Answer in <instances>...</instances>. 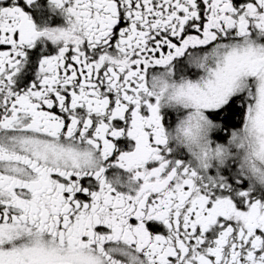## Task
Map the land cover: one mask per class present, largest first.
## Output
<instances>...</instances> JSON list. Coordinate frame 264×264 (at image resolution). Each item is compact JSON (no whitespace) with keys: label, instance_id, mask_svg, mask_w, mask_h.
I'll list each match as a JSON object with an SVG mask.
<instances>
[{"label":"snow or ice","instance_id":"1","mask_svg":"<svg viewBox=\"0 0 264 264\" xmlns=\"http://www.w3.org/2000/svg\"><path fill=\"white\" fill-rule=\"evenodd\" d=\"M0 264H264V0H0Z\"/></svg>","mask_w":264,"mask_h":264}]
</instances>
